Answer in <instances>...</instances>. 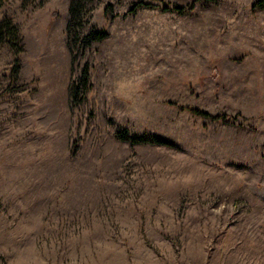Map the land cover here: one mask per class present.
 Wrapping results in <instances>:
<instances>
[{
  "label": "rangeland",
  "instance_id": "rangeland-1",
  "mask_svg": "<svg viewBox=\"0 0 264 264\" xmlns=\"http://www.w3.org/2000/svg\"><path fill=\"white\" fill-rule=\"evenodd\" d=\"M81 1L84 55L71 0H0V264H264V10Z\"/></svg>",
  "mask_w": 264,
  "mask_h": 264
},
{
  "label": "trees",
  "instance_id": "trees-1",
  "mask_svg": "<svg viewBox=\"0 0 264 264\" xmlns=\"http://www.w3.org/2000/svg\"><path fill=\"white\" fill-rule=\"evenodd\" d=\"M252 11L264 10V0H256L251 5ZM84 12V6L81 0H71L68 8V22L65 28L66 45L69 53L73 54L75 49H80L81 54L84 55L85 51L95 42H101L107 38V34L104 31L98 30L96 27L90 28L86 34L77 32L76 30L81 26V19ZM105 14L110 15V9L105 10ZM18 29L15 27L9 19H3L0 22V43H6L15 48L13 42L18 38ZM14 52L18 55L22 52V49H15ZM75 55H72V62H75ZM18 60L16 59V71L18 69ZM91 89V83L89 81V66L85 63L78 76L72 80L68 86L69 102L71 106H77L80 104ZM191 113L208 117L207 114L198 112L196 110H190ZM214 119L227 121V117H215ZM115 138L121 142H128L131 144H157V145H169L163 139L159 137L143 136H130L126 129H118L115 132Z\"/></svg>",
  "mask_w": 264,
  "mask_h": 264
}]
</instances>
